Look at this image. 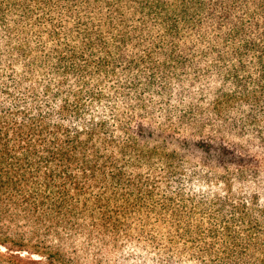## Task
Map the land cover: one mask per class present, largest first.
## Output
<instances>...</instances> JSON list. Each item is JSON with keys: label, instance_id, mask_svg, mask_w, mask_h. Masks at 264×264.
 Returning <instances> with one entry per match:
<instances>
[{"label": "trees", "instance_id": "1", "mask_svg": "<svg viewBox=\"0 0 264 264\" xmlns=\"http://www.w3.org/2000/svg\"><path fill=\"white\" fill-rule=\"evenodd\" d=\"M123 230L264 264V0H0V264Z\"/></svg>", "mask_w": 264, "mask_h": 264}, {"label": "rangeland", "instance_id": "2", "mask_svg": "<svg viewBox=\"0 0 264 264\" xmlns=\"http://www.w3.org/2000/svg\"><path fill=\"white\" fill-rule=\"evenodd\" d=\"M176 148L179 152L176 164L178 173L182 174L186 179L192 177V182L202 190V192L210 194H224L225 186L220 182L219 169L210 173L204 168L203 163L206 162L208 156L193 148L181 147L178 143H171L170 149ZM183 159V162L182 160ZM215 162H217L215 160ZM161 165V164H159ZM209 174L208 179L200 180L203 174ZM243 189L239 182L233 187L234 192ZM213 198V197H212ZM152 226V223H147ZM158 239L155 242H147L146 240H127L124 237V230L119 233L117 239L114 240H93L87 241L83 238L77 239L76 245L87 252L89 259H94L101 264H202L203 256L198 253V246L191 244H182L180 241L168 242L167 238ZM85 249V250H84ZM196 252V253H195ZM209 258V259H208ZM210 256L206 257V261L210 260ZM205 261V262H206Z\"/></svg>", "mask_w": 264, "mask_h": 264}]
</instances>
